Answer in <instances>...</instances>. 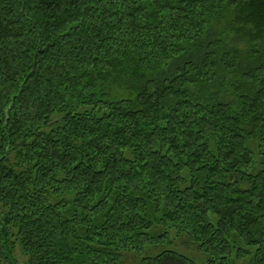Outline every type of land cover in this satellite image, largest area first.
<instances>
[{"label":"trees","instance_id":"1","mask_svg":"<svg viewBox=\"0 0 264 264\" xmlns=\"http://www.w3.org/2000/svg\"><path fill=\"white\" fill-rule=\"evenodd\" d=\"M0 264H264V0H0Z\"/></svg>","mask_w":264,"mask_h":264}]
</instances>
